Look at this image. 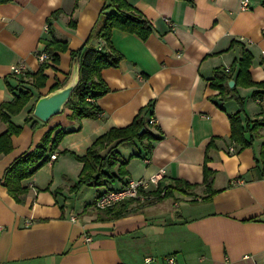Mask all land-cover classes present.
<instances>
[{"label": "crops", "instance_id": "1", "mask_svg": "<svg viewBox=\"0 0 264 264\" xmlns=\"http://www.w3.org/2000/svg\"><path fill=\"white\" fill-rule=\"evenodd\" d=\"M126 1L150 22L151 31L142 39L112 28L110 40L123 57L118 66L101 70L107 91L94 101L101 113L80 122L69 108L45 122L29 109L39 95L65 83L73 62L70 51L83 44L104 1L0 2V103L21 89L32 91L11 115L21 127L11 135V150L0 154V264H167L169 255L174 264H264V166L254 158L264 137L239 149L228 118L238 106L232 99L221 101L219 89L211 85L218 68L233 67L229 79L234 80L243 49L251 53L252 80L264 83V0H247L245 7L241 0ZM53 38L65 41L67 49L58 52L57 62L48 60L44 85L35 87L29 74L39 66L44 41ZM16 63L25 65L20 74L10 71ZM237 90L247 116L264 111V87ZM256 90L262 97H252ZM150 101L148 118L160 130L150 150L133 141L134 151L127 156L140 155L128 159L127 175L71 191L82 167L74 155H83L109 128L129 124ZM29 115L38 120L35 128L25 122ZM53 128L67 131L53 151L55 158L21 181L26 192L17 201L3 183L6 169ZM5 129L0 119V133ZM204 165L212 170L215 191L207 199ZM154 173L198 186L191 195L169 196L171 206L163 202L168 197L139 207L131 203L135 210L125 216L97 219L99 193ZM234 178L240 182L230 184ZM88 186L96 190L89 201L77 196ZM146 256L152 261L146 263Z\"/></svg>", "mask_w": 264, "mask_h": 264}, {"label": "trees", "instance_id": "2", "mask_svg": "<svg viewBox=\"0 0 264 264\" xmlns=\"http://www.w3.org/2000/svg\"><path fill=\"white\" fill-rule=\"evenodd\" d=\"M8 1L0 0V2ZM103 1L97 21L92 26L87 38L78 49L70 51L71 59L78 57L79 80L64 107L69 108L72 111V116L79 122L82 118H94L101 113L100 108L94 102L96 98L107 91V87L101 78V70L104 67L118 66L123 57L110 40L112 28L116 27L135 33L142 39H145L151 31L150 22L136 13L126 0ZM44 43L43 52L47 54V60L40 62L37 70L29 74L35 87L44 85L46 79L44 69L49 66L48 60L57 62L58 52L67 49L65 41L55 38L45 40ZM251 59V53L247 49H243L241 56L235 61V84L232 87L228 88L227 82L234 71L233 67L229 68L228 71H225V68L216 69L211 80V85L219 89L221 101L232 99L238 106L235 112L228 114V118L231 139L239 149L250 147L255 139L264 137V111L260 110L252 118L247 116L244 110V97L240 96L237 90L238 86L256 85L264 87V83L255 82L251 78L249 73ZM58 86H53L51 90ZM31 92L29 88L21 89L13 95L11 100L0 103V119L6 124V129L0 133V154L11 150V135L21 130L20 126L11 121V115L22 109L31 97ZM262 93V91L256 90L252 92V97L255 99L260 98ZM32 108L29 110L30 112ZM152 109L153 101H150L138 111L129 124L109 128L95 138L83 155H74L77 160L82 162V167L77 181L71 186L70 190L73 192L78 191L83 185L102 184L106 179L127 175L126 165L128 159L139 156L140 153H132L128 158H123L120 156L117 146L122 142L137 140L143 144L146 150H150L151 141L160 138L159 128L149 122L148 117L152 115ZM25 122H29L32 128H35L38 124V120L33 119L30 115L25 118ZM141 128H143V131L138 133ZM54 129L56 131L53 133ZM66 132L61 128L49 129L32 149L23 152L10 163L6 169L3 183L17 201H23L26 192V188L22 186L21 181L31 176L48 161L49 155L53 153ZM254 158L257 166H264V140L261 142L258 154ZM201 183L208 192L204 196L205 199L210 198L215 192L211 189L212 170L205 165L203 166V180ZM197 186L198 184L181 179L163 180V177H161L157 187L145 193L146 197L143 200L137 198L123 199L105 208L96 207L97 219L111 220L125 216L135 210V208H132L133 206H130L131 203H135L136 207L137 205L139 207L160 201L174 195L175 192L191 195L192 190Z\"/></svg>", "mask_w": 264, "mask_h": 264}, {"label": "built area", "instance_id": "3", "mask_svg": "<svg viewBox=\"0 0 264 264\" xmlns=\"http://www.w3.org/2000/svg\"><path fill=\"white\" fill-rule=\"evenodd\" d=\"M247 4V0H241V6L245 7ZM168 20V19H166ZM47 54L44 52H41L38 55L39 63L47 60ZM25 65L23 63H16L12 64L10 66V71L13 74H20L24 71ZM229 68L226 67L225 71H228ZM150 123H154L155 120L153 117L149 118ZM230 151L234 150L233 146L229 147ZM55 153H51L49 155L48 161H51L55 158ZM162 171V170H161ZM161 176L158 173L151 174L148 177H139V178H128L127 181L117 187V188H110L106 191L102 192L101 194L97 195L94 201V205L97 208H105L108 206H111L115 204L116 202L123 200V199H130V198H137L139 200H143L146 196L145 193H147L149 190H152L151 186L154 187V189L157 187L159 179ZM240 182V179L234 178L230 180V184H235ZM73 219V217H71ZM87 240L90 239L89 236L85 237ZM152 257L146 256L144 258L145 262H151ZM165 260L167 264H174L175 260L173 256L169 255L165 257Z\"/></svg>", "mask_w": 264, "mask_h": 264}, {"label": "water", "instance_id": "4", "mask_svg": "<svg viewBox=\"0 0 264 264\" xmlns=\"http://www.w3.org/2000/svg\"><path fill=\"white\" fill-rule=\"evenodd\" d=\"M72 61L71 72L65 83L44 94L39 95L34 102L32 115L35 118L45 122L52 115L58 114L64 109V105L66 104L79 80L78 57H75L72 59ZM233 83V79L228 80L229 86H232ZM142 131L143 128H141L138 133H141Z\"/></svg>", "mask_w": 264, "mask_h": 264}, {"label": "rangeland", "instance_id": "5", "mask_svg": "<svg viewBox=\"0 0 264 264\" xmlns=\"http://www.w3.org/2000/svg\"><path fill=\"white\" fill-rule=\"evenodd\" d=\"M33 107V105L30 107V109ZM29 109V110H30ZM30 112V111H29ZM135 145L134 142H125V144L121 145L119 147V153L120 156H124V158H127L129 151L132 152L133 150V146ZM126 155V156H125ZM101 188L104 187L103 185L100 186ZM87 191V192H86ZM96 190L93 186H88L84 188V195L80 192L78 193L77 196H81L83 197L84 200H92L94 198V194H95ZM164 204L167 206H171L172 202H173V198L172 197H168L166 199L163 200Z\"/></svg>", "mask_w": 264, "mask_h": 264}]
</instances>
